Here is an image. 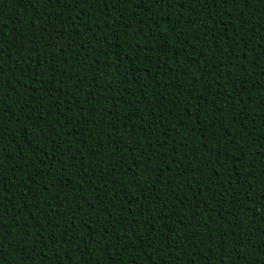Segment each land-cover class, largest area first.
<instances>
[{
    "label": "trees",
    "instance_id": "16d2710c",
    "mask_svg": "<svg viewBox=\"0 0 264 264\" xmlns=\"http://www.w3.org/2000/svg\"><path fill=\"white\" fill-rule=\"evenodd\" d=\"M0 44V264H264V0H0Z\"/></svg>",
    "mask_w": 264,
    "mask_h": 264
},
{
    "label": "snow or ice",
    "instance_id": "6c2138e0",
    "mask_svg": "<svg viewBox=\"0 0 264 264\" xmlns=\"http://www.w3.org/2000/svg\"><path fill=\"white\" fill-rule=\"evenodd\" d=\"M140 3L143 2V0H139ZM167 31V29H165ZM60 35H63V33H60ZM41 37L35 36L34 34H29L28 32H21L17 33L15 36V41L19 42L20 45H24L26 43H31L34 47L36 46V43L38 40H40ZM43 39L47 40L48 37H43ZM3 45L0 44V56H3L4 52L2 51ZM4 87L3 83L0 82V89ZM0 243H2V240H0Z\"/></svg>",
    "mask_w": 264,
    "mask_h": 264
}]
</instances>
